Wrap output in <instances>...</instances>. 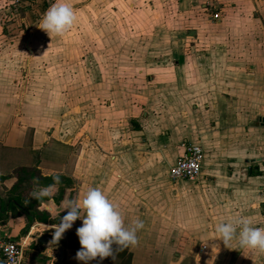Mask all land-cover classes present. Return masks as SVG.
Segmentation results:
<instances>
[{"label":"crops","instance_id":"0c3cea01","mask_svg":"<svg viewBox=\"0 0 264 264\" xmlns=\"http://www.w3.org/2000/svg\"><path fill=\"white\" fill-rule=\"evenodd\" d=\"M69 2L74 24L49 35L54 0H0V231L24 237V264L56 263L37 238L93 187L125 227L143 221L113 262L264 264L239 226L226 244L215 231L264 228V0ZM188 142L204 148L198 183L169 176ZM54 176L49 210L32 193ZM58 241L61 264H85Z\"/></svg>","mask_w":264,"mask_h":264},{"label":"clouds","instance_id":"9594fccd","mask_svg":"<svg viewBox=\"0 0 264 264\" xmlns=\"http://www.w3.org/2000/svg\"><path fill=\"white\" fill-rule=\"evenodd\" d=\"M76 20V12L69 0H54V3L43 14L38 27L49 35H63ZM54 183L41 187L39 191L32 193L33 197H49L50 206L55 202L51 199L54 194L55 184L59 183V176L53 177ZM64 214L60 216L58 224L52 226V241H58L63 233L70 229L77 219L82 221L76 228V235L81 247L75 256L79 261H87L106 257L113 258V245L120 248L135 245L137 243L136 231L143 227V221H134V227H125L121 213L117 206L99 188H89L82 197L61 201ZM241 246L250 249H259L264 252V228L254 227L248 218L238 221L221 222L215 227V231L226 244L237 234Z\"/></svg>","mask_w":264,"mask_h":264},{"label":"built area","instance_id":"2783aa9c","mask_svg":"<svg viewBox=\"0 0 264 264\" xmlns=\"http://www.w3.org/2000/svg\"><path fill=\"white\" fill-rule=\"evenodd\" d=\"M203 158V146L197 142H188L185 144V154L175 165L169 167L170 178L173 180H199L202 176ZM24 258V237H11L0 231V264H24Z\"/></svg>","mask_w":264,"mask_h":264},{"label":"rangeland","instance_id":"374dc122","mask_svg":"<svg viewBox=\"0 0 264 264\" xmlns=\"http://www.w3.org/2000/svg\"><path fill=\"white\" fill-rule=\"evenodd\" d=\"M260 166L264 167V158L261 159L259 161ZM202 179V177H200L199 180H197L196 182L198 183V181H200ZM204 182V181H203ZM78 226L73 224L72 227L70 229H67L63 235L62 238L59 240H62L65 244H67V246H71V247H79L81 246L79 244V239L78 236L76 235V228ZM110 257H106L103 260L98 261V259L96 258L92 264H120L118 261L113 262L112 260H109Z\"/></svg>","mask_w":264,"mask_h":264},{"label":"water","instance_id":"95a60500","mask_svg":"<svg viewBox=\"0 0 264 264\" xmlns=\"http://www.w3.org/2000/svg\"><path fill=\"white\" fill-rule=\"evenodd\" d=\"M37 240L41 243H45L48 244L50 243L51 245H53L54 247H56L58 249V257H57V261L55 264H61V262L64 259V255H65V251H64V247L63 244L60 243L59 241H52V239L50 237L41 235L37 238Z\"/></svg>","mask_w":264,"mask_h":264},{"label":"trees","instance_id":"16d2710c","mask_svg":"<svg viewBox=\"0 0 264 264\" xmlns=\"http://www.w3.org/2000/svg\"><path fill=\"white\" fill-rule=\"evenodd\" d=\"M48 180H51V179H48Z\"/></svg>","mask_w":264,"mask_h":264}]
</instances>
